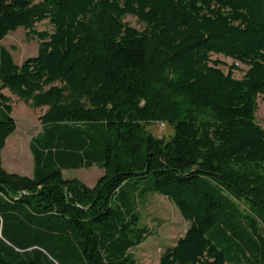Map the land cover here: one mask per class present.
<instances>
[{
  "label": "trees",
  "instance_id": "trees-1",
  "mask_svg": "<svg viewBox=\"0 0 264 264\" xmlns=\"http://www.w3.org/2000/svg\"><path fill=\"white\" fill-rule=\"evenodd\" d=\"M20 27L39 41L21 65L1 44ZM6 89L47 108L31 177L3 167ZM263 94L264 0H0V264H139L149 194L189 223L159 264H264ZM92 167L94 187L63 176Z\"/></svg>",
  "mask_w": 264,
  "mask_h": 264
},
{
  "label": "rangeland",
  "instance_id": "rangeland-1",
  "mask_svg": "<svg viewBox=\"0 0 264 264\" xmlns=\"http://www.w3.org/2000/svg\"><path fill=\"white\" fill-rule=\"evenodd\" d=\"M125 22L140 31L146 27L145 24L132 16L126 17ZM35 30L53 33L54 28L49 21H44L37 24ZM27 34L28 31L20 27L1 42L19 65L28 58L38 55L39 41L36 38L28 37ZM213 59L225 62L228 67L234 64L231 59L221 55H214ZM237 65L239 70L234 73V77L241 79L247 68L240 64ZM224 71L227 72L228 68H224ZM4 94L11 101L12 116L17 128L14 134L8 138L2 152L3 167L10 173L31 177L34 163L29 147L30 141L41 134L42 127L39 118L47 108H35L31 102L20 100L8 89L4 91ZM256 107V122L264 127V94L257 97ZM148 130L157 138L169 139L173 135V129L165 124H154ZM103 174L104 172L97 167L63 172L65 179H78L89 187H94ZM139 211L142 225L149 228L153 235L132 252L139 264H159L164 249L174 245L179 238L185 235L189 223L168 199L157 194L145 196L139 202Z\"/></svg>",
  "mask_w": 264,
  "mask_h": 264
}]
</instances>
